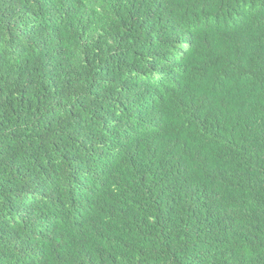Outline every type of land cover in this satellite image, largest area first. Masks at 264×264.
Segmentation results:
<instances>
[{
  "label": "trees",
  "instance_id": "16d2710c",
  "mask_svg": "<svg viewBox=\"0 0 264 264\" xmlns=\"http://www.w3.org/2000/svg\"><path fill=\"white\" fill-rule=\"evenodd\" d=\"M0 264H264V0H0Z\"/></svg>",
  "mask_w": 264,
  "mask_h": 264
}]
</instances>
